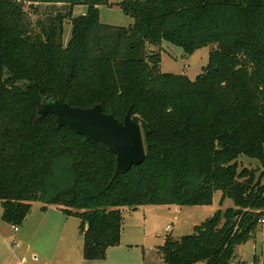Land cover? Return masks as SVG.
I'll list each match as a JSON object with an SVG mask.
<instances>
[{"label":"trees","instance_id":"obj_1","mask_svg":"<svg viewBox=\"0 0 264 264\" xmlns=\"http://www.w3.org/2000/svg\"><path fill=\"white\" fill-rule=\"evenodd\" d=\"M65 4L36 33L26 5ZM85 5L86 13L74 14ZM117 5L129 27L104 24ZM72 25L63 43L64 23ZM186 55L210 46L195 79L163 72L164 44ZM101 104L141 125L146 159L116 173L117 155L53 114L48 101ZM245 155L262 171L241 167ZM219 210L159 248L165 264H232L264 219V0H0V206L22 226L33 203L80 219L83 257L106 259L121 242L122 209L211 205Z\"/></svg>","mask_w":264,"mask_h":264},{"label":"rangeland","instance_id":"obj_2","mask_svg":"<svg viewBox=\"0 0 264 264\" xmlns=\"http://www.w3.org/2000/svg\"><path fill=\"white\" fill-rule=\"evenodd\" d=\"M86 10L85 5H78L74 7V14L76 16L85 14ZM26 11L28 22L32 25L34 32L38 33L41 31L42 24H48L60 12H69L70 6L61 3L35 4L31 8L26 5ZM100 19L104 24L124 27H129L134 22V19L126 15L117 5L113 7L100 6ZM71 33L72 25L66 20L63 36L65 45L68 43ZM210 52L211 47L205 46L191 55H186L182 47L166 42L162 52L161 69L163 72L186 74L189 78L195 79L208 64ZM238 162L241 167L256 171V175L262 171L261 164L257 159L242 155ZM42 206L43 204L39 201L33 203L30 214L25 223L19 227L18 232H15L13 227L2 219V207L0 206V264H18L20 262L22 264L106 263V260H84L82 254L83 236L79 230V218L64 215L57 206L49 207L46 211L41 209ZM229 206H233V201L229 198L222 199V192L216 191L211 205L180 206L179 213L173 211L174 208L169 212L166 211L158 226L159 232L164 234L166 224L173 222L172 234L174 236L193 233L194 226L205 221L210 216L209 213L214 214L221 209L224 211ZM64 242H67L72 248L67 260L63 256ZM162 242L163 237L155 236L142 241L144 251L141 249L142 244L133 250H127L124 247L118 249L124 251L133 262H139V264H165L161 254L157 252ZM16 243H19L20 247H16ZM242 246L239 249V254L243 262H234V264H253L255 254L264 263V224L258 227L255 239L247 241Z\"/></svg>","mask_w":264,"mask_h":264},{"label":"water","instance_id":"obj_3","mask_svg":"<svg viewBox=\"0 0 264 264\" xmlns=\"http://www.w3.org/2000/svg\"><path fill=\"white\" fill-rule=\"evenodd\" d=\"M39 114H53L58 125L85 136L91 142H103L117 155L116 173L126 172L146 159L141 125L128 111L123 121L106 113L101 104L83 108L60 99L46 102Z\"/></svg>","mask_w":264,"mask_h":264},{"label":"crops","instance_id":"obj_4","mask_svg":"<svg viewBox=\"0 0 264 264\" xmlns=\"http://www.w3.org/2000/svg\"><path fill=\"white\" fill-rule=\"evenodd\" d=\"M49 207H54V206H49ZM49 207L47 209H49ZM229 207H232V206H229ZM229 207H227V208H229ZM172 208H174L173 211H175L176 213H179L180 206H176V205H144V206H140L136 209H131L128 207L123 208L122 212H123V216H124V224H123V229H122L121 242L118 246L110 247L108 249L106 259H104V260H106V263H103V264H139V262H137V263L133 262V260L131 258H129V255H126V253H124V251H119L118 248L124 247L127 250H133L134 248H138L139 245L142 244V241H145L147 238L155 237V236L160 237V238L163 237V242L161 244V246H162L165 242V238L167 235H171L174 238H180L181 236H183V235L174 236L172 234L173 228H174L173 222L166 224V226L164 228L166 234L165 233L161 234L159 232L158 226H159L160 222L163 220L165 212L171 211ZM227 208H225V209H227ZM41 209H42V207H41ZM214 214L209 213L210 216H208L206 218V220L211 218ZM79 221H80V219H79ZM170 224H173V226H172L171 230H168V225H170ZM262 224H264V223H262ZM262 224H260V226H262ZM79 225H80V222H79ZM196 225H199V224H196ZM67 226H64V227H67ZM257 232H256V234H257ZM256 234L252 239H255ZM81 235H82V233H81ZM63 239L66 240L65 238H63ZM252 239H250V240H252ZM68 245L69 244H67V242L63 243V249H64L63 256H64L65 260L68 259L69 255L71 253V249H72L71 245H69V247H68ZM242 245H244V244H242ZM242 245L238 246V248L236 250V257L237 258L234 262H238V263L243 262L240 254H239V249L243 247ZM141 249H143V251H144V245L143 244H142ZM157 252L159 254H161L159 252V249H157ZM82 254H83V244H82ZM35 258H37V257H35ZM161 258H162V256H161ZM234 262L232 264H234ZM70 263L71 262H69L68 264H70ZM18 264H22V263L20 262ZM253 264H264V263L261 262L258 255L255 254Z\"/></svg>","mask_w":264,"mask_h":264},{"label":"built area","instance_id":"obj_5","mask_svg":"<svg viewBox=\"0 0 264 264\" xmlns=\"http://www.w3.org/2000/svg\"><path fill=\"white\" fill-rule=\"evenodd\" d=\"M176 219H177V217H176ZM262 223H264V219H262ZM172 226H173V224L168 225V230H171ZM12 227H13L15 232H18L20 230L19 226H12ZM15 245H16V247H20L19 243H16Z\"/></svg>","mask_w":264,"mask_h":264}]
</instances>
